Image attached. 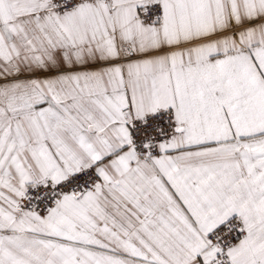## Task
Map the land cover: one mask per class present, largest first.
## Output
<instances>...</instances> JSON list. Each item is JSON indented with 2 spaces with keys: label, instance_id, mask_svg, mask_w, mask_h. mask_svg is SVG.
<instances>
[{
  "label": "snow or ice",
  "instance_id": "1",
  "mask_svg": "<svg viewBox=\"0 0 264 264\" xmlns=\"http://www.w3.org/2000/svg\"><path fill=\"white\" fill-rule=\"evenodd\" d=\"M0 264H264V0H0Z\"/></svg>",
  "mask_w": 264,
  "mask_h": 264
}]
</instances>
